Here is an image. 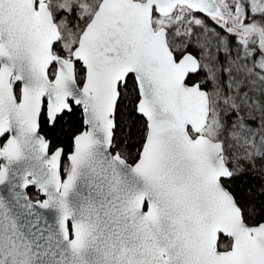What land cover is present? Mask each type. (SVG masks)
Here are the masks:
<instances>
[{"label":"snow or ice","instance_id":"6c2138e0","mask_svg":"<svg viewBox=\"0 0 264 264\" xmlns=\"http://www.w3.org/2000/svg\"><path fill=\"white\" fill-rule=\"evenodd\" d=\"M0 264H264V0H0Z\"/></svg>","mask_w":264,"mask_h":264}]
</instances>
